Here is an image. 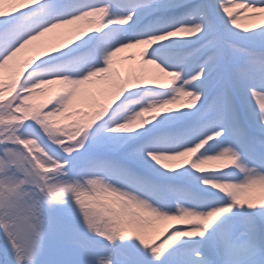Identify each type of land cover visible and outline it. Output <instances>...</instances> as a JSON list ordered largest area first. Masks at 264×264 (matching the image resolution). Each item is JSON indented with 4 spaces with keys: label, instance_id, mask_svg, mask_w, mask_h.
<instances>
[{
    "label": "snow or ice",
    "instance_id": "1",
    "mask_svg": "<svg viewBox=\"0 0 264 264\" xmlns=\"http://www.w3.org/2000/svg\"><path fill=\"white\" fill-rule=\"evenodd\" d=\"M0 264H264V0H0Z\"/></svg>",
    "mask_w": 264,
    "mask_h": 264
},
{
    "label": "bare ground",
    "instance_id": "2",
    "mask_svg": "<svg viewBox=\"0 0 264 264\" xmlns=\"http://www.w3.org/2000/svg\"><path fill=\"white\" fill-rule=\"evenodd\" d=\"M138 49H129V50H126L125 52L121 53L122 55H128V54H133L135 52H137Z\"/></svg>",
    "mask_w": 264,
    "mask_h": 264
},
{
    "label": "rangeland",
    "instance_id": "3",
    "mask_svg": "<svg viewBox=\"0 0 264 264\" xmlns=\"http://www.w3.org/2000/svg\"><path fill=\"white\" fill-rule=\"evenodd\" d=\"M129 55V54H128ZM127 55H122L121 53L118 54V57L116 58L118 61H120L123 57H126Z\"/></svg>",
    "mask_w": 264,
    "mask_h": 264
},
{
    "label": "trees",
    "instance_id": "4",
    "mask_svg": "<svg viewBox=\"0 0 264 264\" xmlns=\"http://www.w3.org/2000/svg\"><path fill=\"white\" fill-rule=\"evenodd\" d=\"M250 23H251V21H248V20H242V21H241V24H242V25L250 24Z\"/></svg>",
    "mask_w": 264,
    "mask_h": 264
}]
</instances>
